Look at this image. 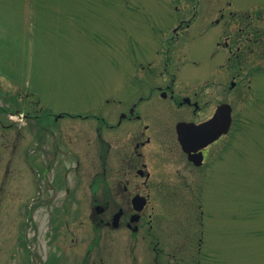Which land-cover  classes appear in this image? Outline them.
Masks as SVG:
<instances>
[{
	"label": "flooded vegetation",
	"instance_id": "1",
	"mask_svg": "<svg viewBox=\"0 0 264 264\" xmlns=\"http://www.w3.org/2000/svg\"><path fill=\"white\" fill-rule=\"evenodd\" d=\"M183 1V17L203 3ZM213 13L204 18L207 30L209 24L224 26L208 34L198 22L192 28L193 20L181 19L167 38L177 49L171 46L164 56L157 49L158 59L152 58L159 46L151 34L134 33L138 58L123 77V90L78 109L57 111L38 102L34 116L27 114L35 121V159L27 162L36 174L39 205L55 202L56 212L84 215L98 230L99 264H137L139 256L146 264H201L205 194L216 189L219 162L233 146L234 94L248 93L259 77L252 63L264 69L260 14L228 10L212 20ZM190 30L208 34L203 39L220 48L196 72L181 65ZM253 53L257 59L249 58ZM217 66L225 67L220 76ZM181 81L194 86L182 90ZM223 104L232 107V122L219 136V122L224 125L227 116L215 117ZM56 212L54 218L60 216Z\"/></svg>",
	"mask_w": 264,
	"mask_h": 264
},
{
	"label": "rangeland",
	"instance_id": "2",
	"mask_svg": "<svg viewBox=\"0 0 264 264\" xmlns=\"http://www.w3.org/2000/svg\"><path fill=\"white\" fill-rule=\"evenodd\" d=\"M165 1L0 0V264H99L98 230L84 215L56 212L55 202L39 205L36 174L27 162L35 159V121L27 114L34 116L36 102L57 111L78 109L123 90L126 60L135 56L128 46L134 37L130 33L153 31V25L169 28L178 16ZM206 1L191 24L197 28L199 20V31L207 32L203 24L208 12L214 11L213 20L233 9L259 10L256 28L264 30V0ZM182 2L176 4L181 7ZM212 26L208 34L224 24ZM213 48L209 38L195 39L190 56L201 67L188 60L189 70L207 67ZM254 66L259 77L251 89L234 94L229 158L219 162L216 189L205 194L201 264H264V69L257 62ZM181 82L182 90L194 86ZM257 93L260 100L253 101ZM17 111L21 113L14 115ZM54 212L60 216L53 220ZM89 249L94 251L90 258L85 257ZM145 261L139 256L137 264Z\"/></svg>",
	"mask_w": 264,
	"mask_h": 264
}]
</instances>
